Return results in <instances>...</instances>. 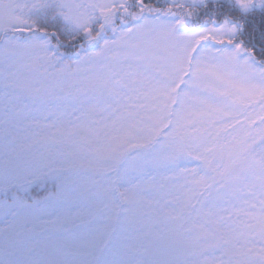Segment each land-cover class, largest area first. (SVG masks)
Listing matches in <instances>:
<instances>
[{"label": "snow or ice", "instance_id": "6c2138e0", "mask_svg": "<svg viewBox=\"0 0 264 264\" xmlns=\"http://www.w3.org/2000/svg\"><path fill=\"white\" fill-rule=\"evenodd\" d=\"M0 264H264V0H0Z\"/></svg>", "mask_w": 264, "mask_h": 264}, {"label": "trees", "instance_id": "16d2710c", "mask_svg": "<svg viewBox=\"0 0 264 264\" xmlns=\"http://www.w3.org/2000/svg\"><path fill=\"white\" fill-rule=\"evenodd\" d=\"M153 3H157V6L164 4V0H152ZM55 42V41H54ZM81 41L77 40L75 42L76 46L79 45ZM76 48L72 45L65 43L61 48L60 52L64 54L65 59H75ZM56 182L54 179H44L42 181H36L29 189L30 196H44L48 191L55 190Z\"/></svg>", "mask_w": 264, "mask_h": 264}, {"label": "rangeland", "instance_id": "374dc122", "mask_svg": "<svg viewBox=\"0 0 264 264\" xmlns=\"http://www.w3.org/2000/svg\"><path fill=\"white\" fill-rule=\"evenodd\" d=\"M78 2L88 4L90 2V0H78Z\"/></svg>", "mask_w": 264, "mask_h": 264}]
</instances>
